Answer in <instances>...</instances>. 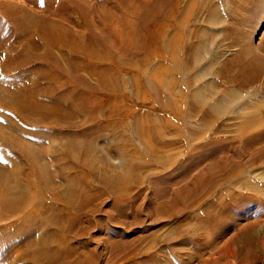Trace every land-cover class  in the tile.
Returning a JSON list of instances; mask_svg holds the SVG:
<instances>
[{"label": "bare ground", "instance_id": "6f19581e", "mask_svg": "<svg viewBox=\"0 0 264 264\" xmlns=\"http://www.w3.org/2000/svg\"><path fill=\"white\" fill-rule=\"evenodd\" d=\"M198 1L192 0L185 13ZM112 2L113 9L107 6ZM233 2L248 14L260 7L256 0L254 6L248 0ZM98 3L96 9V0H0V222H5L0 224V264H264V180L255 177L264 178V165L254 175L243 170L244 163H264V132L258 129L234 143V138L226 141L223 136L203 143L195 149L199 154L212 145H223L224 151L214 147V153L197 154L205 157L191 164L155 174L149 186L153 196L147 201L144 195H127L126 179L121 180L131 166L110 165L98 148L92 134L104 126H85L103 99L122 94L116 70L135 67L136 54L143 53L138 59L145 64L158 59V82L147 81L150 89L166 85L170 73L179 69L188 71L190 87L203 78L198 68L206 59L202 42L213 37V25L226 22L220 5L211 0L202 4L206 25L194 31L200 43L185 47L186 64L181 65L174 45L171 52L164 47L166 31L177 23L180 0ZM96 16L105 36L94 29ZM238 19V26L230 29L233 41L241 42L237 59L218 68L224 81L236 87L212 100L209 86L214 84H196L190 100L215 114L232 110L240 119L239 128L246 129L264 124V103L248 91L260 79L264 82V57L258 53L264 43L258 52L250 50L248 35L239 27L249 19ZM220 42L213 40L217 46L202 65L212 69L219 62ZM107 60L113 61L115 73L110 65L97 66V61ZM169 60L173 65L165 62ZM98 91L101 96H96ZM147 125L142 126L146 132ZM107 127L118 137L112 125ZM259 141L263 143L256 147ZM233 147L236 151L229 155ZM115 149L121 152L117 145ZM96 162H101V172ZM84 168L92 174H85ZM234 176L240 178L239 187L251 192L237 194L228 187L218 193ZM90 177H99L105 192L96 189ZM131 179L140 181L133 174ZM106 195L112 196L110 216L129 212L135 226L123 221L116 226L129 227L127 232L114 226L105 228L102 238L83 239L84 223L93 225L96 204Z\"/></svg>", "mask_w": 264, "mask_h": 264}, {"label": "rangeland", "instance_id": "374dc122", "mask_svg": "<svg viewBox=\"0 0 264 264\" xmlns=\"http://www.w3.org/2000/svg\"><path fill=\"white\" fill-rule=\"evenodd\" d=\"M97 1L102 2V0H96V9L100 4ZM204 1L206 0H199L196 5H192V9H189L190 11L188 10L189 13H185L188 4H191L192 0H180V14L176 15L177 17L175 16L177 23L174 26L171 25L168 28V31H166V34L164 35L165 50L168 48L169 50L167 49V52H171L173 47L172 45H174L173 48H176L179 53L181 65L184 62L186 64V58L184 57L186 56L187 50L185 51V47L193 43H195L196 45L200 43L198 40L195 39L194 31L198 29H203L206 25L205 22L207 11L205 8H203L204 6L202 5L204 4ZM211 1L218 2V4L220 5V13L223 17L226 18V22L218 23L217 26L213 25V37L209 38V41L204 40L205 43L204 41L202 42L203 46H201L204 50H202V54L206 59L203 58V60L199 61L200 65L198 68H202L204 74L203 78L196 80V83H194L193 85L191 84V87L196 84H214L213 88L211 86L209 87L212 89V94L210 95V97L212 100H215L223 91H230L232 88L236 87V85H228L224 81V74L220 73L218 68L223 66L224 63H226V61L231 58L237 59V55L239 52L238 50L241 47V42L233 41V38L230 34V29L231 27L238 26V18L246 17L250 20H248L245 26H239L243 28H240L241 30H244V32H246V36H249V38L247 36L246 42H248L247 45L252 48H250V50H256L258 52V46L260 47L261 43H264V0H256V2H259L260 7L256 10V13L252 12L249 14L247 13L248 11L246 12L245 10L237 8L233 0ZM248 1L251 6L255 5V0ZM114 5L115 3L112 2L107 6H110V8L112 7L113 9ZM230 14H232L231 17ZM97 19L98 18L96 16V27H98L99 29H97L96 27H94V29L98 32L97 34L105 36V34H103L104 28L101 26L100 21H98ZM235 20L238 21V23H236ZM215 39L217 43L221 40L219 44V46H222L220 50L221 58L220 60H218L219 62L213 63V67L211 69V67L207 68L202 64L212 56L211 51H213V49L217 46L216 43H213V40ZM248 40L251 42V44ZM169 42L171 45L169 44ZM105 43L108 44L107 41H105ZM55 52L58 53V50L55 49ZM258 53L262 57H264V51H259ZM136 55L133 57V60L135 61V67L123 65L117 68L116 70L121 77L119 81L121 84L120 87L124 86L122 88V94L120 93V96H118V94V98L115 97V100L111 97L108 101L100 97L101 99H103V101L100 106L96 107V115H91L92 117L90 116L91 118H89L91 120L93 117H96V121L93 118L91 121H88L85 125L89 127V125L87 124L96 123L97 126H104L99 127L100 130H98L97 133L94 132L92 134V137H96V144L98 145V148L102 149L104 154L108 156L107 162H109L110 165H113L119 169H123L127 165L131 166V172L128 173V175H125L123 180H121L123 182L126 179V184L128 186L125 187H128L129 191L127 195L131 198H140L144 195L146 198L148 197L147 201L148 199L149 201H151L153 195L152 191H150L149 186L151 179H153L152 176L165 172L166 170H171L172 168H177L179 165L181 166L187 161V164H191L194 161L193 159L197 161V159L200 157L199 155H203L206 153L210 155L214 153L213 150H211L214 147H216L214 148L216 150H218L217 148L221 147L219 151H224V148H222L223 145H212V147L210 148H202V151H204L199 154L196 152V150L201 148L203 143H209V141L211 142L212 140H216L219 137H221L222 139V136L223 138H225L226 141H230L231 138H234L231 139L232 141H230L234 143L238 141L239 136H243L245 138L250 137L255 134V131H257L258 129H260L261 132H264V124L261 125L257 123L248 126L246 129H240L238 126V122L240 119H238L236 117V113L234 114L232 110L230 111V109H227L225 113L215 114L213 112L207 111L205 108L203 109V107H201L200 104H197V102L194 103L192 100H190L191 87L187 82V78L189 75L187 70H184L182 72V69H179L175 73H170L173 74L174 77L172 75V77L168 79L166 85H162L163 87L161 86L162 89L161 87H159L158 90H154L153 88L150 89L147 85V81H150L152 83L158 82V59L153 58L150 63L145 64L138 59L139 57H143V53H139V56L138 54ZM165 62H167L168 64L171 63V65H173V62L170 60ZM96 63H98L97 66L101 67H103L104 64L106 66L110 65L111 67H113V69L114 67H116L114 64L111 65L113 61L108 62L107 60L103 62V64L102 62L97 61ZM105 71L108 72L107 69ZM116 71L114 69L113 73H115ZM194 71H197V69ZM135 77L137 78V83L133 82L135 80ZM90 79H92L93 82H95L96 80L94 79V77ZM138 84L139 88H136ZM100 91L102 92L104 90ZM100 91L96 93V96H101ZM248 91L250 92V95L252 97H254L255 95L256 100L258 99V101H260V105L262 104V102L264 103V82L262 79L255 82V84L251 86ZM105 101L107 102V104ZM146 116L151 117L150 122L145 121ZM138 120L141 121L138 122ZM105 124L107 126L112 125L113 129L117 131L116 134H118V137L116 135L111 136L112 127L109 128L105 126ZM139 124L141 125L140 127ZM144 124H149V126H146L147 132L142 127ZM115 127L117 128V130ZM262 143L263 141H259L256 142V144L254 145L256 147H259L262 145ZM115 145L120 147V150L123 155L119 150L115 149ZM234 151H236V148H231L229 150V155L230 153L234 154ZM245 160L247 159L244 158L243 161ZM96 163L98 167L100 166V168L97 167V170L101 172V162ZM263 165L264 163L262 165L258 163H244V174L247 175L251 174L252 172V175H254V173L260 170L257 169ZM84 169L87 170H84L85 174H92L87 168ZM131 174L135 175L136 177L138 176L140 181H134L133 179H131ZM255 177L257 179L259 178L258 181H261V178L262 180H264V178L261 177V174L255 175ZM90 178L94 182L93 185H95L96 189H100V192H105V189H102L103 186L101 184V181L99 180V177H96V180H93L94 178L92 177ZM239 179L240 178L234 176L231 180H229V182L227 183L228 185L222 184V188H217V192L222 193L224 189L226 190L228 187V189L232 191H238L237 194H241V192L243 191L251 192L250 190H246L244 188L239 187ZM262 183L264 184V182ZM100 201V203L96 204V221L93 223V225H89L88 223H86L88 226L84 223L86 230L82 235L84 236V238L82 237L83 239L102 238L106 236V233L103 230L105 228H113L114 226V229H117L121 232H127V228L129 229V227L123 229L116 226L121 225V222L123 221L130 223L131 225L129 226L131 227L135 226L133 225L135 223V220L131 217V214L129 212L125 214H120L118 216H116L117 214H114L115 216L113 215V217L110 216L109 213L112 210L110 208V204L112 203V196L106 195L101 198ZM189 213H192V210H189ZM145 218L146 222H148L147 217ZM117 219L120 222H116ZM181 219L182 218L180 216L176 218L175 221H180ZM1 223L2 222H0V224ZM172 223L173 221H170L167 225H170Z\"/></svg>", "mask_w": 264, "mask_h": 264}]
</instances>
